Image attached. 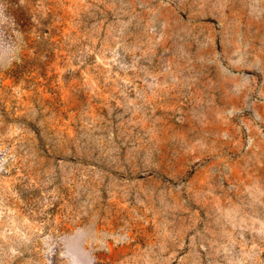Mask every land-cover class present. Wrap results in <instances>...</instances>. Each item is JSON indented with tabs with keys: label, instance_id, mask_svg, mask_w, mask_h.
<instances>
[{
	"label": "rangeland",
	"instance_id": "1",
	"mask_svg": "<svg viewBox=\"0 0 264 264\" xmlns=\"http://www.w3.org/2000/svg\"><path fill=\"white\" fill-rule=\"evenodd\" d=\"M0 264H264V0H0Z\"/></svg>",
	"mask_w": 264,
	"mask_h": 264
}]
</instances>
